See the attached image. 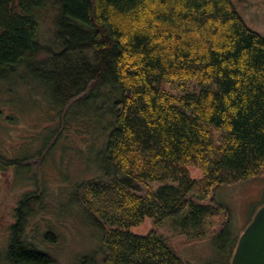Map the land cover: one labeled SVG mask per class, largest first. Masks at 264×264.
<instances>
[{
  "label": "trees",
  "instance_id": "obj_1",
  "mask_svg": "<svg viewBox=\"0 0 264 264\" xmlns=\"http://www.w3.org/2000/svg\"><path fill=\"white\" fill-rule=\"evenodd\" d=\"M235 1L0 0L2 104L29 100L47 125L35 155L11 164L57 150L79 162L76 176L58 171L57 189L33 178L0 260L54 262L47 246L72 184L68 199L102 235V264H187L164 225L190 243L208 239L230 264L239 237L230 221L208 231L228 211L215 193L264 176V36ZM42 214L46 230L29 232ZM147 218L153 229L132 234Z\"/></svg>",
  "mask_w": 264,
  "mask_h": 264
},
{
  "label": "rangeland",
  "instance_id": "obj_2",
  "mask_svg": "<svg viewBox=\"0 0 264 264\" xmlns=\"http://www.w3.org/2000/svg\"><path fill=\"white\" fill-rule=\"evenodd\" d=\"M234 4L246 24L259 35L264 36V0H240L235 1ZM167 90L173 94L177 93L176 90ZM25 94L21 91L19 96H25ZM27 97L22 99H27ZM4 100V97L0 98L1 258L4 256V250L8 243V228L15 222L14 210L16 205L26 193L35 191L33 178L37 176L39 181L46 183L52 190V188L57 189L56 187L61 183V180L57 181L60 177L59 170L68 168L73 176L79 172H77L78 164H76L79 162L75 154H72L71 160L68 161L70 155H65V158H62L63 154L59 150L56 151L53 158L42 161V163L37 159H28L20 165L22 167L12 166L13 160L22 159L29 154L35 155L37 150L41 148L47 125L42 124V119L39 120L41 115L36 114L29 100L19 101L16 97H11L13 107L18 110L15 113L14 108L7 109L4 107L2 104ZM30 100L36 102L37 98L32 95ZM22 111L29 113H22ZM13 115L16 120L9 122L7 117ZM188 170L192 178L200 179L202 177L201 170L196 167L189 166ZM71 185L66 189V196L59 198L61 205L57 214L61 215L56 219L55 226H53V231L57 237L56 243L47 246L48 249H46L54 260L52 264H102L104 260L100 253L102 235L94 226L90 225L88 215L76 206L71 198L68 199L67 195L72 188ZM158 186L159 184H151L153 189ZM215 197L217 203L227 208L228 211L215 218V221L212 222L213 226L208 230L209 234L212 235L220 231V228L230 221L233 234L240 236L257 210L264 204V176L236 183L234 186H223L216 191ZM48 215L50 214L33 217L28 225V231L30 232L32 228L38 229L37 231L40 233L45 231L47 228L45 225L50 221ZM41 222L45 225H42ZM152 229L153 222L147 218L142 225L131 229V233L145 236ZM159 232L167 239L181 260L187 264H224V261L217 257V253L214 252L208 239L200 242H187L183 236H178L172 232L168 225L161 227ZM40 238V241L43 242V238ZM0 264H6V262L2 259Z\"/></svg>",
  "mask_w": 264,
  "mask_h": 264
},
{
  "label": "water",
  "instance_id": "obj_3",
  "mask_svg": "<svg viewBox=\"0 0 264 264\" xmlns=\"http://www.w3.org/2000/svg\"><path fill=\"white\" fill-rule=\"evenodd\" d=\"M239 236L231 264H264V204Z\"/></svg>",
  "mask_w": 264,
  "mask_h": 264
}]
</instances>
